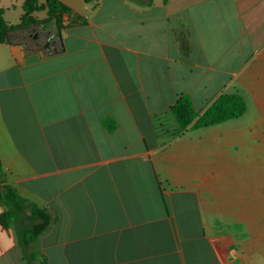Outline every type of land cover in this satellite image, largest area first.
<instances>
[{
	"label": "crops",
	"instance_id": "1",
	"mask_svg": "<svg viewBox=\"0 0 264 264\" xmlns=\"http://www.w3.org/2000/svg\"><path fill=\"white\" fill-rule=\"evenodd\" d=\"M60 1L86 23L0 0L3 183L52 217L36 264H264V0ZM222 94L246 114L174 135L182 95ZM7 210L0 264H32Z\"/></svg>",
	"mask_w": 264,
	"mask_h": 264
},
{
	"label": "trees",
	"instance_id": "2",
	"mask_svg": "<svg viewBox=\"0 0 264 264\" xmlns=\"http://www.w3.org/2000/svg\"><path fill=\"white\" fill-rule=\"evenodd\" d=\"M47 10L48 21L56 20L57 27L63 29L62 17L68 15L71 24H84L86 20L75 14L73 10L60 0H46L42 4L40 0H24L23 24L29 25L34 21L33 14ZM4 11L0 10V43L6 41L9 32V26L3 17ZM247 111V105L244 98L240 95H220L204 112L198 113L193 105L189 95H182L178 101L171 107V113L176 118L178 130L175 136L183 135L188 129L208 128L217 124L243 116ZM107 126V121L104 122ZM3 166L0 163V183L3 179ZM0 201L8 208L1 216L2 225L8 228L12 222L20 221L23 230L19 233L20 243L26 250V261L30 263L41 261L35 252L29 253L30 247L38 238L48 229L52 222V217L48 211L39 208L34 203H28L17 191L8 184L0 186ZM27 204L30 214L21 211L22 205ZM26 222H28L26 224ZM43 264H45L43 260Z\"/></svg>",
	"mask_w": 264,
	"mask_h": 264
},
{
	"label": "rangeland",
	"instance_id": "3",
	"mask_svg": "<svg viewBox=\"0 0 264 264\" xmlns=\"http://www.w3.org/2000/svg\"><path fill=\"white\" fill-rule=\"evenodd\" d=\"M7 36H8V34H7ZM246 114V113H245ZM244 114V115H245ZM243 115V116H244ZM252 116V113H250V116L249 117H251ZM178 130V129H177ZM256 146H257V154H258V157H257V160H261V159H263V161H264V143H262L261 141H257V143H256ZM258 162H261V161H258ZM264 166V165H263ZM5 185V183H0V186H4ZM23 198V197H22ZM25 199V198H24ZM25 200H27V202L28 203H32L31 201H29L28 199H25ZM27 203V204H28ZM27 204H23L22 205V208H21V211H25L27 214H29L30 213V211L28 210L29 208L27 207ZM28 222H26V224H27ZM17 225H18V230H19V233L23 230V226H24V224H22L20 221L18 222V220H17V223H16ZM32 264H36V261L35 262H32Z\"/></svg>",
	"mask_w": 264,
	"mask_h": 264
}]
</instances>
